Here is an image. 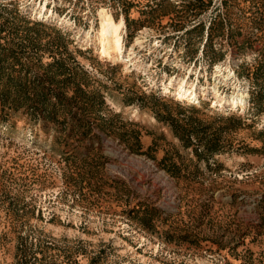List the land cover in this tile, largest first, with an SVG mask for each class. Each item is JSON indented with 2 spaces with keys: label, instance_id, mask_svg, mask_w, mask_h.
Listing matches in <instances>:
<instances>
[{
  "label": "rangeland",
  "instance_id": "obj_1",
  "mask_svg": "<svg viewBox=\"0 0 264 264\" xmlns=\"http://www.w3.org/2000/svg\"><path fill=\"white\" fill-rule=\"evenodd\" d=\"M14 53L97 100L0 102V264H264V0H0Z\"/></svg>",
  "mask_w": 264,
  "mask_h": 264
},
{
  "label": "trees",
  "instance_id": "obj_2",
  "mask_svg": "<svg viewBox=\"0 0 264 264\" xmlns=\"http://www.w3.org/2000/svg\"><path fill=\"white\" fill-rule=\"evenodd\" d=\"M27 34H23L22 37L28 39ZM30 45L32 46L31 43ZM56 46L58 47V45ZM5 58L8 61L9 68L0 66V79L8 76L0 93L2 113H5L7 109L15 112L24 110L28 115L30 114L31 119L39 114L47 120H55L59 113V106L68 108L70 113L73 112L75 105L79 106L73 114L76 116L81 111H91L95 108L97 95L82 88V84L76 81L77 73L74 74L63 60L55 59L45 66L44 75L35 74L34 77L30 78L28 75H24V77H21V74L18 76L13 75L12 69L17 66L23 69L26 66L22 63L21 57L18 58L14 53ZM12 59L13 61L10 63ZM8 69L10 70L8 71ZM69 91L72 93L70 97L68 96ZM53 94L54 100H52ZM184 130L189 135L193 133L187 128ZM178 136L181 137L179 133ZM210 150L214 149L210 148Z\"/></svg>",
  "mask_w": 264,
  "mask_h": 264
},
{
  "label": "bare ground",
  "instance_id": "obj_3",
  "mask_svg": "<svg viewBox=\"0 0 264 264\" xmlns=\"http://www.w3.org/2000/svg\"><path fill=\"white\" fill-rule=\"evenodd\" d=\"M193 89H196L197 90L198 88H197V86H193ZM200 89L205 90L206 89V86L203 85ZM182 92H183V86L179 90H177V94L180 96ZM190 96L193 97L192 99H196V97H197L196 95H194V91H192V93L190 94ZM240 99L233 98L232 101H230V103H235V104H239L240 103V104H242V100H240ZM135 117H139V115H136Z\"/></svg>",
  "mask_w": 264,
  "mask_h": 264
},
{
  "label": "built area",
  "instance_id": "obj_4",
  "mask_svg": "<svg viewBox=\"0 0 264 264\" xmlns=\"http://www.w3.org/2000/svg\"><path fill=\"white\" fill-rule=\"evenodd\" d=\"M172 211H175V208Z\"/></svg>",
  "mask_w": 264,
  "mask_h": 264
}]
</instances>
